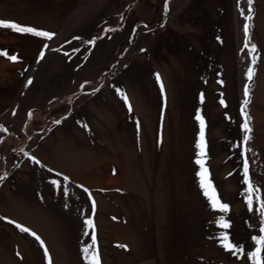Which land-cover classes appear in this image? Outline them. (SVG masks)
Wrapping results in <instances>:
<instances>
[{"label":"rangeland","instance_id":"rangeland-1","mask_svg":"<svg viewBox=\"0 0 264 264\" xmlns=\"http://www.w3.org/2000/svg\"><path fill=\"white\" fill-rule=\"evenodd\" d=\"M76 1L0 0V20L59 34L45 39L43 58L32 56L21 76L18 67L23 64L18 66L9 58L16 54L6 35L31 33L0 27V249L11 250L0 251V259L5 253L14 261L0 264H88L84 249L92 245L93 235L101 264H255L223 245L234 242L251 253L256 247L251 238L261 235L260 213L247 206L244 161L252 184L259 189L252 193L258 209L264 201V0L251 5L249 0H229V41L224 34L229 72L224 69L222 107L211 108L205 120L213 128L204 135L206 157L200 155V135L193 133L194 119L175 114L159 119L157 127V118L153 123L143 118L140 135L133 115L125 112L119 119V104L102 117L89 115L87 131L96 138L111 136L108 152L90 151L83 156L65 146L51 155L45 146L56 128L78 107L92 102L110 80L133 76L129 71L136 50H144L188 20L190 31L198 28V0H86L88 5L82 7ZM252 3L251 38L260 49L261 62L249 105L254 130L245 143L240 108L252 51L245 46L244 27ZM188 13L191 18L182 22ZM60 18L58 29L48 25L49 19ZM75 34H95L88 43L93 46L108 34L128 42L111 68L99 70L92 67L87 39ZM13 87H18L17 93ZM68 90L72 92L65 97ZM126 96L133 106L134 94L128 90ZM101 121L105 125L97 124ZM116 121H120L118 128L113 125ZM200 159L205 160L216 195L229 205L226 214L212 207V189L206 195L201 186ZM222 218L230 223L229 229L221 227ZM226 231L229 240L223 241ZM13 242L20 243L22 258L13 252Z\"/></svg>","mask_w":264,"mask_h":264},{"label":"crops","instance_id":"crops-1","mask_svg":"<svg viewBox=\"0 0 264 264\" xmlns=\"http://www.w3.org/2000/svg\"><path fill=\"white\" fill-rule=\"evenodd\" d=\"M75 3L82 7L84 3L88 5L89 2L77 0ZM197 4L199 6L198 28H192V31H190L191 20H188V18H191L190 13H192V16L195 14L194 7L192 12L189 10L188 12L190 13L184 14L182 22L188 20V24H184L182 28H178V26L172 27V29L164 32L165 34H161L158 39L154 40L149 47L142 51L136 50L134 65L129 71L130 74L133 73V78L131 77L127 80L124 77H118L110 80L103 91L97 94L92 102L78 107L73 115L70 118L68 117V120H65L56 128L53 139L45 146L50 149L51 155L53 152L55 154L59 149L62 150L65 146L68 149L73 147L79 155L83 156L90 151L95 154L104 150L108 152L107 141L111 140V136L109 139L105 137V134L98 135L97 138L93 136L87 131L90 123L88 120L90 114H93L94 118L100 117L104 115L105 110L110 107L111 109L114 106L116 107V104H119L117 108L121 107L122 109L119 111V119H122V114L125 112L133 115L140 135L143 133V118H149L151 123L157 118L156 124L158 127L159 119L173 118L175 114L178 115L180 113H182L183 118L188 119L190 117L194 119V134L200 135L201 131L198 116L203 117L205 123L204 135L213 130L212 126H208L209 124L205 120L211 108L213 109L214 107V110H216L218 107H222L221 87L223 86L224 69H226L227 73L229 72L228 63L224 60V57H226V54H224V47H226L224 34L229 35V27L227 25L229 21V0H198ZM74 5L70 7L71 10ZM76 16H78L77 12ZM81 17V22H84L85 17L82 12ZM61 18L59 20L49 19L48 25L55 27V30L58 29V23L62 22ZM46 26V29L52 30ZM38 27L41 28L43 26L38 25ZM224 28H226L225 32ZM58 35L54 34L53 37L56 38ZM75 35L87 39L86 45L95 36V34ZM116 35L108 34L106 37L99 38L95 46L88 45L91 47L90 55L92 57L90 61L92 67L106 70L114 63L113 60L116 61L120 57V49L123 48V45L125 46L128 40L125 39L122 42L113 40ZM6 37L9 39L7 42L12 44L13 53L16 54V64L18 66L23 64L18 69L22 70L20 75L24 76L29 69V62L32 61V56H36L43 51L46 37L33 34H7ZM2 38L5 39L4 37ZM229 39L230 35L228 41ZM76 47L79 48L78 43ZM224 63L225 67L223 66ZM128 81H130V85ZM227 83L228 86L231 85L229 80ZM18 87L17 90L16 87H13L14 93L18 92ZM217 89H219V93ZM128 90L134 94L131 110L129 109L130 100L126 96V91ZM71 92L72 90H68L65 97ZM213 101L214 104L212 103ZM83 123L88 124L84 125ZM97 124L105 125L102 121ZM113 125L116 128L120 127V121H116ZM187 125H190V123ZM188 129L190 130L189 126ZM241 152L243 154V146ZM51 155H49V159L52 160V163H57L51 158ZM2 243L6 244L9 241ZM20 246V243L13 242V252L21 253ZM41 246L46 247V242H43ZM0 251L4 252L5 250L2 251L0 249ZM5 252L11 253V250L8 249ZM43 252L45 253L44 250ZM19 260L25 261L27 259ZM11 262L14 261L7 257V254L2 253L0 263Z\"/></svg>","mask_w":264,"mask_h":264},{"label":"snow or ice","instance_id":"snow-or-ice-1","mask_svg":"<svg viewBox=\"0 0 264 264\" xmlns=\"http://www.w3.org/2000/svg\"><path fill=\"white\" fill-rule=\"evenodd\" d=\"M249 4L251 5V0H249ZM249 11H251V8L249 9ZM0 27H6V28H11L14 29L16 32L18 33H31L33 35L36 36H42V37H46L47 39H51L54 34L53 33H49V32H45V31H41V30H37L33 27H29V26H21L15 22H6L4 20H0ZM244 31L245 34L247 36L248 31H249V26L246 24L244 27ZM250 43V41H249ZM246 47L248 46V44L246 43L245 45ZM45 47H47V45H45ZM251 50L253 53L256 52V46L252 45L251 46ZM5 55H7V53H4ZM43 51H41L40 53V57L43 58ZM11 60L15 61L17 58L15 56H10L9 57ZM253 76V70L251 68H249L248 70V79L251 80ZM159 78V77H158ZM28 83H31V80L28 81ZM248 97V89L247 87L245 88V107L248 103L247 100ZM126 99V98H125ZM221 103H223V101H221ZM130 109V106H129ZM131 110V109H130ZM242 112H245V109L242 108L241 109ZM200 120V125H201V131H200V155L201 157H206V142H205V137H204V127H205V123L203 120V117L198 116L197 117ZM248 117L247 114L245 112V123L243 125L244 129L246 130V132H251V128L249 127V123H248ZM249 139H251L250 136L245 135L244 136V142L246 143ZM38 162V161H37ZM198 164L201 165V172L199 173L200 177H201V186L203 188H205V194L208 195V189L211 188L212 192H211V203H212V207L214 209L219 210L222 213H228L229 212V205L226 203H223L220 198L216 195L215 193V189L212 188L211 182L208 179V169L205 167V160L204 159H200L197 161ZM244 175L247 178L246 179V184H247V189H248V196H247V206L249 211H259L260 213V223H261V227L259 229L261 235L259 237H252L251 239L255 242L256 247H255V251L248 253L246 252V250L244 249L243 246L241 245H237L234 242H228L225 243L223 246L226 248V250L231 251L234 255L237 253H241L244 254L246 256H248L249 258H252L255 260V264H264V201H260V197L259 195L256 196V200L260 201L259 204V208L256 209L253 206V196L252 193L256 192L259 193V189L255 188L254 185L251 182V179L249 178V166H248V161L247 159H245L244 161ZM87 224L91 227L93 226L92 221L88 220ZM221 227L225 230L230 228V223L225 221L223 218L220 221ZM24 232H28L29 229L27 228H22L21 229ZM33 236H36L35 233H32ZM37 239H39V237H37ZM93 243L92 245H90L89 247L84 249L85 253H89V255L86 257V259L88 260V264H101L100 261V257H99V253L97 250H95V244H96V237L95 235H93L92 237ZM223 241H228L229 237L227 234V231L225 232L224 236L222 237ZM91 250V251H90ZM47 254V253H46ZM49 264H51V262H49Z\"/></svg>","mask_w":264,"mask_h":264},{"label":"trees","instance_id":"trees-1","mask_svg":"<svg viewBox=\"0 0 264 264\" xmlns=\"http://www.w3.org/2000/svg\"><path fill=\"white\" fill-rule=\"evenodd\" d=\"M251 2H254V0H251ZM254 16H255V5H254V3H252V11L248 15L247 21H246V24L249 26V31H248V34L246 36V43L248 44V47L250 48V50H251V46L255 45L256 46V52L255 53L252 52V57H251L250 68L253 70L252 79L249 80L247 77L246 83L244 86V94H245V88L247 87V89H248V97H247L248 103L245 107V99L246 98H244L243 103L241 105V109L242 108L245 109L247 117L249 118L248 123H249V127L251 128V132H245V135H248L250 137H252V135H253L254 124H253V118H252L251 113H250L249 105H251L253 103V91H254V87H255L254 85L256 83V75H257V71L259 68V64L261 62L260 49L257 46V44L255 42H253V40L251 38L252 33L254 32V23H253ZM249 41H250V43H249ZM112 66H113V64L109 68H111ZM55 100H57V99H55ZM58 100H61V99H58ZM245 112H242V117H243L244 123H245ZM31 114H32V112H30V115Z\"/></svg>","mask_w":264,"mask_h":264}]
</instances>
